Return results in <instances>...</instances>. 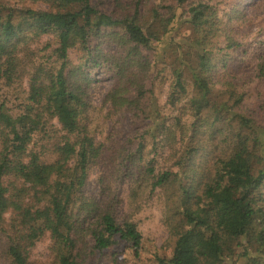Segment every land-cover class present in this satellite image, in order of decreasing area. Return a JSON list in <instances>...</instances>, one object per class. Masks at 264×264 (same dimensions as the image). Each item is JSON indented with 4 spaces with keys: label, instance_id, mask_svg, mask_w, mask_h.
<instances>
[{
    "label": "trees",
    "instance_id": "16d2710c",
    "mask_svg": "<svg viewBox=\"0 0 264 264\" xmlns=\"http://www.w3.org/2000/svg\"><path fill=\"white\" fill-rule=\"evenodd\" d=\"M209 2L16 0L0 7V87L24 94L16 110L0 102V236L8 264H30V250L46 235L54 264H88L121 243L135 256L142 250L137 209L118 217L113 196L106 202L86 193L103 154L88 126L96 73L112 82L104 102L131 116L115 175L129 188L131 208L143 195L163 198L170 251L150 264H264V31L258 44L227 37L226 49L218 47L224 26ZM245 3L228 14L242 15ZM74 49L79 65L69 60ZM237 49L244 54L234 55ZM165 77L162 107L155 82ZM255 100L261 104L253 110Z\"/></svg>",
    "mask_w": 264,
    "mask_h": 264
},
{
    "label": "rangeland",
    "instance_id": "374dc122",
    "mask_svg": "<svg viewBox=\"0 0 264 264\" xmlns=\"http://www.w3.org/2000/svg\"><path fill=\"white\" fill-rule=\"evenodd\" d=\"M159 0H151L158 2ZM209 1V0H207ZM209 2L215 8L218 7L217 19L222 21L223 31L219 38L214 39L218 47L223 46L226 49L229 45L227 37L234 38L236 42L247 46L255 44L257 37H262L260 33L264 31V0H260L255 6H249V0H245V11L242 15L230 12L240 0H210ZM242 1V0H241ZM16 0H0L1 6H13ZM169 5L175 6V0H168ZM33 9H44L41 4H29ZM172 7V6H171ZM234 10V9H233ZM182 14V10H178ZM243 20V21H241ZM180 27V24H179ZM186 27L180 29V35H187ZM48 38L44 37L39 42L32 45V48L40 49ZM258 44V43H256ZM243 46V47H244ZM264 47L259 48L261 50ZM103 50L115 52L113 45L103 44ZM242 49H237L234 55L242 56ZM226 51V50H225ZM240 51V52H239ZM250 57L252 50L247 52ZM79 49L69 52V60L73 65H79L83 60ZM175 59V55L171 58ZM166 77L163 81L155 82V94L160 105L163 107L166 102L167 85ZM112 82L104 75L94 76V82L91 87V100L93 104L92 111L89 114L88 126L96 142L102 147V156L92 166L89 179L86 186V193L95 197H102L106 202L112 196L115 198L116 214L118 217L134 213V221L137 223L138 230L142 234L143 247L137 256L131 250L121 243L113 246L102 253H95L90 257L88 264H150L156 256L168 253L170 251L167 243V230L164 220V203L160 193H154L150 196L143 195L136 200V205L131 208L129 200V188L126 183L120 184L116 179V170L118 165V154L124 143L130 127V114L125 110H114L104 102L106 93L111 89ZM23 89L26 88V82L23 83ZM24 99V94L20 87L11 88L0 87V102L6 103L8 108L16 110ZM261 104L258 100L250 102V108L256 110ZM54 126L58 127L54 122ZM101 180V181H100ZM106 189L103 193L102 189ZM102 194V196H101ZM86 249L91 246L89 238L85 239ZM83 247V246H80ZM51 243L48 236L41 238L30 250V264H54L55 256L51 251ZM0 264H8L4 257V247L0 236Z\"/></svg>",
    "mask_w": 264,
    "mask_h": 264
}]
</instances>
